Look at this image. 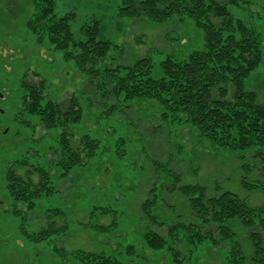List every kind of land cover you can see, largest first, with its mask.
Returning <instances> with one entry per match:
<instances>
[{"label": "rangeland", "instance_id": "1", "mask_svg": "<svg viewBox=\"0 0 264 264\" xmlns=\"http://www.w3.org/2000/svg\"><path fill=\"white\" fill-rule=\"evenodd\" d=\"M254 1L250 8L259 17L249 14L248 4L232 7V14L255 26L263 37L264 50V0ZM55 2L56 16L74 14L70 23L76 38L83 37L81 30L86 22L98 19L101 38L122 45L127 64L144 56L152 58L155 78L162 76V61L168 56L181 60L203 44V31L188 19L175 16L159 23L119 16L122 0ZM35 11L30 0H0V264H72L54 255L56 245L68 252L106 251L124 264H175L168 251H151L146 246L144 231L152 229L164 235L167 225L152 224L143 207L151 194H156L160 202L155 212L158 220L172 223L180 218L177 214L186 212L187 204L174 189L176 176L184 184L204 186L210 195L227 190L246 198L253 207L264 205L261 192H249L242 186L243 178H262L253 154L246 160V170L238 151L218 147L192 127L173 122L171 117L166 119L153 99H135L122 110L110 112L72 62L31 35L27 22ZM35 73L47 78L51 98L62 104L77 91L83 121L75 128L74 141L78 143V136L88 132L101 143L97 155L86 165L74 168L68 177L62 178L56 167L49 168L56 157L51 150L57 145L55 134L35 119L19 116L24 92L20 81L25 75L24 81L40 80L42 76ZM247 89L255 91L264 103V60L247 79ZM121 139L126 142L120 144ZM24 159L48 168L56 189L39 198L35 210L20 204V211L14 212L6 173L8 167ZM18 171L25 173L23 169ZM33 180L38 182V176ZM103 209L112 211L103 216ZM52 221L65 228L51 241L36 244L23 238L25 230L36 231ZM98 222L111 226L102 231L91 225ZM128 246L137 255L130 254ZM245 246L249 249L247 243ZM180 248L187 258L183 264H228L225 250L209 241L190 247L182 242Z\"/></svg>", "mask_w": 264, "mask_h": 264}, {"label": "trees", "instance_id": "2", "mask_svg": "<svg viewBox=\"0 0 264 264\" xmlns=\"http://www.w3.org/2000/svg\"><path fill=\"white\" fill-rule=\"evenodd\" d=\"M30 1L36 8L27 22L31 35L72 62L110 112L122 110L135 99L155 100L166 119L171 117L173 122L192 127L218 147L238 151L246 170V160L253 154L259 161L262 178H243L242 186L264 195V103L255 91L247 89V79L264 60L263 37L253 24L235 18L231 9L248 4L249 14L259 17L250 8L254 0H122L118 12L121 17L165 23L176 16L190 20L204 33L200 49L181 60L168 56L162 61L159 78L152 76L150 56L127 64L124 47L101 38L98 19L86 22L81 30L83 37L76 38L70 23L74 14L56 16L55 0ZM24 78L20 81L24 92L20 96L19 116L33 118L55 134L57 145L51 150L56 157L51 159L49 168L56 167L62 178L68 177L74 168L86 165L97 155L100 140L82 132L78 143L74 141L75 128L83 121L77 91L62 104L51 98L47 78L42 76L38 81ZM125 142L121 139L120 144ZM21 169L24 174L19 173ZM34 175L38 176V182L33 180ZM6 180L14 212L20 211V204L35 210L37 200L56 189L50 170L39 164L31 165L28 159L8 167ZM173 186L185 198L186 212L177 214L180 218L172 223L159 221L155 212L160 202L156 194H151L143 207L144 215L152 224L167 225V232L163 235L145 230L148 249L166 250L175 264H183L187 258L180 248L182 242L190 247L209 241L225 250L228 264H264V205L253 207L246 198L227 190L210 195L204 186L184 184L177 176ZM110 211L103 209L100 213L109 216ZM91 225L102 231L111 226L99 222ZM63 228L64 225L52 221L36 231L25 230L23 238L41 244L51 241ZM53 251L63 262L72 264H124L117 255L106 251L68 252L57 245ZM127 251L135 254L132 246ZM190 256L191 253L187 257Z\"/></svg>", "mask_w": 264, "mask_h": 264}]
</instances>
